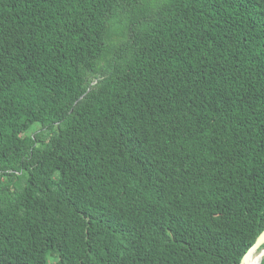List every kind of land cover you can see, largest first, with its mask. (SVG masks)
<instances>
[{
  "label": "trees",
  "instance_id": "trees-1",
  "mask_svg": "<svg viewBox=\"0 0 264 264\" xmlns=\"http://www.w3.org/2000/svg\"><path fill=\"white\" fill-rule=\"evenodd\" d=\"M263 231L264 0H0V264H240Z\"/></svg>",
  "mask_w": 264,
  "mask_h": 264
},
{
  "label": "water",
  "instance_id": "water-1",
  "mask_svg": "<svg viewBox=\"0 0 264 264\" xmlns=\"http://www.w3.org/2000/svg\"><path fill=\"white\" fill-rule=\"evenodd\" d=\"M264 245V231L259 235L254 245L247 251L242 258L240 264H249L250 258L253 254L258 253V250ZM259 257H264V249L259 253ZM261 262V261H260ZM260 264V263H259Z\"/></svg>",
  "mask_w": 264,
  "mask_h": 264
},
{
  "label": "bare ground",
  "instance_id": "bare-ground-1",
  "mask_svg": "<svg viewBox=\"0 0 264 264\" xmlns=\"http://www.w3.org/2000/svg\"><path fill=\"white\" fill-rule=\"evenodd\" d=\"M260 261H261V257H259V253H255L251 256L249 264H259Z\"/></svg>",
  "mask_w": 264,
  "mask_h": 264
},
{
  "label": "rangeland",
  "instance_id": "rangeland-1",
  "mask_svg": "<svg viewBox=\"0 0 264 264\" xmlns=\"http://www.w3.org/2000/svg\"><path fill=\"white\" fill-rule=\"evenodd\" d=\"M146 4H149V5H153L154 6V4L155 3H157L158 1H162V0H143ZM258 255V254H257Z\"/></svg>",
  "mask_w": 264,
  "mask_h": 264
}]
</instances>
